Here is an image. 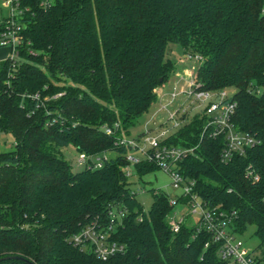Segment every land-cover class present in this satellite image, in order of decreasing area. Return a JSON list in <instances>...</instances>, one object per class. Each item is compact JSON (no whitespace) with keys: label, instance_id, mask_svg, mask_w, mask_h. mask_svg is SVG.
Returning a JSON list of instances; mask_svg holds the SVG:
<instances>
[{"label":"trees","instance_id":"obj_1","mask_svg":"<svg viewBox=\"0 0 264 264\" xmlns=\"http://www.w3.org/2000/svg\"><path fill=\"white\" fill-rule=\"evenodd\" d=\"M41 2L18 0L24 45L18 60L0 63V133L14 141L0 152V258L222 264L210 235L188 224L170 231L166 194L150 191L151 206L143 210L125 173L129 148L118 143L174 74L165 53L176 44L199 58L198 90H235L231 124L257 143L222 162L225 139L211 135L202 114L164 143L193 149L179 166L184 177L210 206L236 212L237 234L253 227L264 264V0H52L48 8ZM69 144L79 155L114 157L100 169L72 172L60 156ZM249 167L257 182L246 175ZM156 171L154 163L133 166L138 178ZM113 210L124 216L110 239L124 253L101 261L72 244L91 224L107 228Z\"/></svg>","mask_w":264,"mask_h":264},{"label":"built area","instance_id":"obj_2","mask_svg":"<svg viewBox=\"0 0 264 264\" xmlns=\"http://www.w3.org/2000/svg\"><path fill=\"white\" fill-rule=\"evenodd\" d=\"M2 1V6L8 9V16L5 18L3 31L0 33V48L8 49L7 58L14 61L18 60L19 50L24 45L22 37L24 24L21 23L24 11L19 9L18 0ZM51 3L52 0H42L40 6L48 8ZM192 58L199 61L198 57L188 56L189 60ZM178 81L179 83L185 82L188 89L180 90L176 84L174 91L167 95L157 96L160 88L154 92L159 110H165L167 113V121L165 124L159 125L158 134L151 137L149 131H146L136 140L129 141L125 140L124 137L118 140L120 145L140 155V157H135L127 154L126 160L129 166L125 168L126 176H130L129 168L131 167L133 170L135 164L154 163L159 171L168 176L172 189L177 192L174 198L167 196L171 210L166 216V220L172 233H177L185 224L194 226L196 233L204 232L210 235L212 242L217 244V256L222 264H261L258 261L257 253L245 248L240 240L241 236L234 231L236 212L210 206L195 192V181L184 177L181 172L180 163L193 153V149L173 147L164 143L173 132L197 114L207 117L206 127L211 128L213 137L220 135L224 137L225 145L220 154L222 162L230 161L235 155H243L257 142L250 135L235 130L231 124L235 105L226 95L225 90L218 92L200 91L195 79H185L181 75L178 76ZM180 96L189 103V108L194 111L193 116L188 117L187 109L183 108L182 105H178L174 111L167 110L168 105ZM164 98L168 99L167 104L163 103ZM167 123L170 125L167 126ZM104 131L107 135L112 134L111 129L104 128ZM139 143L142 144V147H139ZM105 160H107L105 154L97 157L79 155L77 162L78 166L95 170L100 169ZM246 175L253 182L258 181V176L253 173L250 167L246 170ZM176 207L187 209L188 213L175 211ZM123 216V212L113 210L110 212V225L107 228L91 224L72 237V244L82 251L93 254L101 261L124 253L125 246L110 239L114 224L116 221L120 222ZM141 220L142 217H138V221ZM207 247L208 244H205L204 248Z\"/></svg>","mask_w":264,"mask_h":264},{"label":"rangeland","instance_id":"obj_3","mask_svg":"<svg viewBox=\"0 0 264 264\" xmlns=\"http://www.w3.org/2000/svg\"><path fill=\"white\" fill-rule=\"evenodd\" d=\"M3 1L0 0V20L3 18H6L8 16V9H5L2 6ZM0 50L9 51L6 48H0ZM188 56L191 57H197L193 54H184L183 50L179 45L176 44H170L167 47L166 53H165V59H168L172 62L174 66V74L170 76L167 82L162 84L159 88V91L157 93V96L163 95V94H169L174 91V88L176 87V84H178V88L180 90H187V85L185 82L179 83L178 81V74H181L182 77L185 79H194L196 70L198 66L200 65V61L196 59H188ZM225 93L228 97H231L234 93V89H226ZM165 100H167L165 102ZM169 101L167 98L163 99V103L167 104ZM178 105H182L183 108L187 109L188 117H191L194 115V111L189 108V103L185 101V99L180 96L176 98L172 104L168 105L167 110L168 111H174ZM167 121V113L165 110H159V104L156 103L154 106L151 107L149 112L145 115H143L137 122V124L131 128L128 131V135L125 136V140H136L138 136L145 133L146 131H149L150 136L153 137L160 131V124H165ZM170 124L167 123V126ZM14 146L13 138L10 134L0 133V152H7L10 151ZM139 147H142V144L139 143ZM128 155H132L135 157H140L139 153L128 151ZM60 156L61 158L70 166L72 172H79L83 169V167L78 166L77 159L79 157L78 152L75 150V148L72 145H67L66 147H63L60 149ZM107 158H113L114 153H107L105 154ZM130 176H128V181L130 183V190L132 193L135 194L136 199L143 207L144 211L149 210L151 203H152V197L150 194V191L156 190L160 191L164 194H166L169 198H174V196L177 195V192H175L171 185H170V179L167 175L162 173L161 171H156L148 175H144L141 178H138L132 168H129ZM175 211H182V213L186 214L188 213L187 209H183L180 207H176ZM193 223V222H191ZM254 229L253 227H249L246 229L245 233L240 237V240L243 242V245L245 248L249 250H254L258 245V240L253 235Z\"/></svg>","mask_w":264,"mask_h":264},{"label":"water","instance_id":"obj_4","mask_svg":"<svg viewBox=\"0 0 264 264\" xmlns=\"http://www.w3.org/2000/svg\"><path fill=\"white\" fill-rule=\"evenodd\" d=\"M10 260H17L23 264H33L32 262L30 261H27V260H24L22 258H19V257H13V256H9V257H4V258H0V263L1 262H4V261H10Z\"/></svg>","mask_w":264,"mask_h":264},{"label":"crops","instance_id":"obj_5","mask_svg":"<svg viewBox=\"0 0 264 264\" xmlns=\"http://www.w3.org/2000/svg\"><path fill=\"white\" fill-rule=\"evenodd\" d=\"M8 54H9V51L6 50L3 52V50H0V63L7 59ZM179 75H181V74H178L177 76H179Z\"/></svg>","mask_w":264,"mask_h":264}]
</instances>
